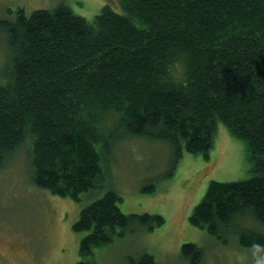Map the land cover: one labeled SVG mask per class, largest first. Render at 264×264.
Instances as JSON below:
<instances>
[{
    "label": "trees",
    "instance_id": "trees-1",
    "mask_svg": "<svg viewBox=\"0 0 264 264\" xmlns=\"http://www.w3.org/2000/svg\"><path fill=\"white\" fill-rule=\"evenodd\" d=\"M14 14L0 18V167L22 147L37 186L74 200L102 192L73 224L88 259L76 264H95L94 248L136 226L164 222L122 212L106 183L121 135L162 140L175 164L184 151L209 158L218 122L245 142L252 173L210 179L188 222L259 249L264 264V0H116L90 20L64 3ZM248 219L259 230L241 229ZM180 251L201 263L197 244ZM126 264L156 263L144 252Z\"/></svg>",
    "mask_w": 264,
    "mask_h": 264
},
{
    "label": "rangeland",
    "instance_id": "rangeland-1",
    "mask_svg": "<svg viewBox=\"0 0 264 264\" xmlns=\"http://www.w3.org/2000/svg\"><path fill=\"white\" fill-rule=\"evenodd\" d=\"M60 3L90 20L104 4L114 5L116 0H0V18H11L17 7L29 14ZM0 37L2 79L8 58ZM107 161L106 183L121 196V211L158 213L164 222L152 229L136 226L94 248L90 258L95 264H126L128 257L144 252L152 254L156 264H189L180 251L186 242L202 249L200 264L262 263L259 249L239 245L233 235L220 241L188 222L210 179L231 181L252 173L245 142L233 136L222 122H218L209 158L184 151L174 164L170 148L162 140L121 135ZM144 185L155 188L143 189ZM101 194L82 193L79 200H74L37 186L31 180L25 148L20 147L0 167V264H76L86 260L79 253L85 232L76 231L73 224L80 210ZM240 226L243 230H259L250 219Z\"/></svg>",
    "mask_w": 264,
    "mask_h": 264
}]
</instances>
